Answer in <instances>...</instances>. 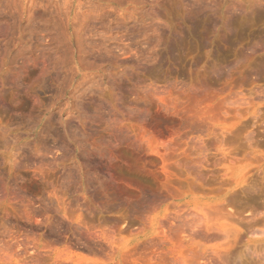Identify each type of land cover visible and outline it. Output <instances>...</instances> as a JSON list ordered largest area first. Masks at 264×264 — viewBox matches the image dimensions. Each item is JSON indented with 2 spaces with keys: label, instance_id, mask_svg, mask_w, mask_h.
<instances>
[{
  "label": "rangeland",
  "instance_id": "rangeland-1",
  "mask_svg": "<svg viewBox=\"0 0 264 264\" xmlns=\"http://www.w3.org/2000/svg\"><path fill=\"white\" fill-rule=\"evenodd\" d=\"M0 264H264V0H0Z\"/></svg>",
  "mask_w": 264,
  "mask_h": 264
},
{
  "label": "bare ground",
  "instance_id": "bare-ground-1",
  "mask_svg": "<svg viewBox=\"0 0 264 264\" xmlns=\"http://www.w3.org/2000/svg\"><path fill=\"white\" fill-rule=\"evenodd\" d=\"M2 100V99H1ZM53 126V125H52ZM49 127H51V126H49ZM49 127H48V129H49ZM58 128V127H57ZM54 130V129H53ZM53 130H52V127L50 128V132L52 131L53 132ZM54 131H57L56 129L54 130ZM48 132V131H47ZM50 132H48V136H52L51 134H50ZM57 132H60L59 130L57 131ZM54 133V132H53ZM58 134H60V133H58ZM50 139V138H49ZM48 142V141H47Z\"/></svg>",
  "mask_w": 264,
  "mask_h": 264
}]
</instances>
